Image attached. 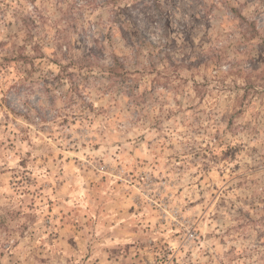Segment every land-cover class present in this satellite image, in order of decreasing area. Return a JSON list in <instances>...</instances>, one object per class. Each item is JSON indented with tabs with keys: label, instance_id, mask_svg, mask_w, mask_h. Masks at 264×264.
<instances>
[{
	"label": "clouds",
	"instance_id": "9594fccd",
	"mask_svg": "<svg viewBox=\"0 0 264 264\" xmlns=\"http://www.w3.org/2000/svg\"><path fill=\"white\" fill-rule=\"evenodd\" d=\"M0 264H264V0H0Z\"/></svg>",
	"mask_w": 264,
	"mask_h": 264
}]
</instances>
